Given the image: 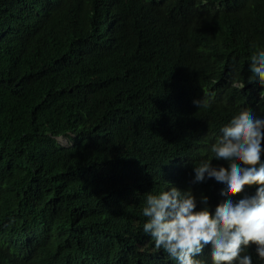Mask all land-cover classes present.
Listing matches in <instances>:
<instances>
[{"label":"trees","instance_id":"obj_1","mask_svg":"<svg viewBox=\"0 0 264 264\" xmlns=\"http://www.w3.org/2000/svg\"><path fill=\"white\" fill-rule=\"evenodd\" d=\"M262 51L264 0H0V264H174L142 230L145 195L224 202L193 166L264 114Z\"/></svg>","mask_w":264,"mask_h":264},{"label":"clouds","instance_id":"obj_2","mask_svg":"<svg viewBox=\"0 0 264 264\" xmlns=\"http://www.w3.org/2000/svg\"><path fill=\"white\" fill-rule=\"evenodd\" d=\"M247 76L249 84L264 90V51L249 59ZM232 86L245 85L234 80ZM211 102L210 97L193 99L198 109ZM209 152V158L193 166L191 183L215 185L224 202L212 211L191 189L182 191L166 182V190L146 193L142 230L174 264H197L205 251L211 264H254L249 249L264 262V114L241 111L219 131ZM213 162L226 170L212 167ZM245 186L255 191L249 194ZM238 193L243 195L232 198Z\"/></svg>","mask_w":264,"mask_h":264},{"label":"water","instance_id":"obj_3","mask_svg":"<svg viewBox=\"0 0 264 264\" xmlns=\"http://www.w3.org/2000/svg\"><path fill=\"white\" fill-rule=\"evenodd\" d=\"M59 141L63 142V144H62L63 146H68V142L66 140L59 138Z\"/></svg>","mask_w":264,"mask_h":264},{"label":"rangeland","instance_id":"obj_4","mask_svg":"<svg viewBox=\"0 0 264 264\" xmlns=\"http://www.w3.org/2000/svg\"><path fill=\"white\" fill-rule=\"evenodd\" d=\"M61 143V145L63 144V142H60Z\"/></svg>","mask_w":264,"mask_h":264}]
</instances>
